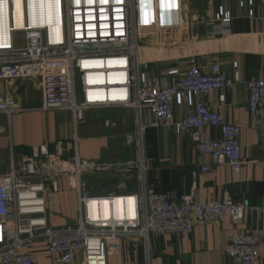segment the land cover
<instances>
[{"label":"built area","instance_id":"2783aa9c","mask_svg":"<svg viewBox=\"0 0 264 264\" xmlns=\"http://www.w3.org/2000/svg\"><path fill=\"white\" fill-rule=\"evenodd\" d=\"M15 1L23 4L25 14L21 32L12 27ZM257 2L264 5V0H244L238 6L248 8L251 16ZM166 5L161 13L172 16L174 26L179 27L183 0H167ZM136 6L135 0H0V81L37 78L41 111L68 112L75 124L88 111H130V142L135 149L131 161L89 162L79 159L74 139L73 143L57 142L53 152L46 145L35 147L30 158L18 165L11 160L8 172L0 175V264H37L30 250L37 243L44 244L53 264H73L78 254L82 264H107L121 243L131 239H136L128 242L133 249H142V264H151L152 239L189 237L194 223L218 222L224 217L236 227L246 211L264 215V199L258 207L247 200L234 202L228 195L201 204L193 195L157 194L148 183L151 161L145 154V135L160 127L172 129L177 137L188 135L199 154L208 156L213 165L228 166L234 175L246 162L241 158L240 128L205 101L211 93L239 83L238 64H232L234 74L228 78L218 62L200 65L190 58L183 71L168 68L158 78L151 77L150 63L140 47ZM214 22L218 25L207 33L209 40L228 33L231 17L217 14ZM159 29L165 27L161 24ZM17 33L22 46L16 45ZM244 86L249 117L258 120L264 147V73ZM178 96L192 97L193 109L175 121ZM224 101L220 95L219 104ZM20 112L12 99L0 96V116L9 119ZM207 130L218 131L219 138H210ZM208 171V166L200 167L201 174ZM114 173H134L137 193L93 196L86 192L85 176ZM191 174L198 173L193 170ZM63 178L76 193L78 216L74 224L53 228L47 220V206ZM102 203L110 205L108 212ZM259 235L235 232L225 249L229 263L254 264L264 258Z\"/></svg>","mask_w":264,"mask_h":264},{"label":"crops","instance_id":"0c3cea01","mask_svg":"<svg viewBox=\"0 0 264 264\" xmlns=\"http://www.w3.org/2000/svg\"><path fill=\"white\" fill-rule=\"evenodd\" d=\"M241 1L244 0H183L184 29L162 32L155 41L142 44L151 77L158 78L168 68L183 71L189 66L188 59L195 58L200 65L218 62L228 78L233 77L232 64L237 63L240 78L232 88L213 92L205 101L229 124L240 128L241 158L246 162L241 172L234 175L228 166L213 165L208 156L198 153L186 134L177 137L167 127L148 130L144 140L145 154L151 161L147 180L157 194L193 195L201 204L228 195L234 202L247 200L253 207L260 206L264 199V147L259 122L249 117L244 86L245 82L258 80L264 73V5L255 3L249 16L248 8H239ZM226 13L231 17L228 33L207 39V33L218 25L214 22L215 15ZM153 42L155 46H151ZM2 95L13 98L21 112L9 119L0 116V175L8 172L11 160L18 165L30 157L34 147L46 145L53 152L57 142L73 143L74 139L78 157L84 161L122 163L134 158L130 142L132 113L128 110L88 111L75 124L68 112L40 110L41 92L35 81H0ZM220 95L225 96L223 104L218 102ZM192 109V97H176L174 120H180ZM206 134L212 139L219 138L216 130H207ZM204 165L209 171L201 174L200 167ZM193 170L198 173L195 177L191 174ZM83 181L88 182L93 196L138 191L134 173L96 174L85 176ZM47 207L51 227L63 228L75 223L76 193L69 188L66 179L60 180L58 192ZM237 231L258 232L259 250L264 254V215L246 211L236 227L224 217L218 222L194 223L189 237L152 239L151 264H230L225 249ZM128 242L133 244L136 239L124 240L118 253L108 257L107 264H142V249L135 250ZM30 250L37 264H53L43 243L35 244ZM73 264H82L80 254ZM254 264H264V258Z\"/></svg>","mask_w":264,"mask_h":264},{"label":"rangeland","instance_id":"374dc122","mask_svg":"<svg viewBox=\"0 0 264 264\" xmlns=\"http://www.w3.org/2000/svg\"><path fill=\"white\" fill-rule=\"evenodd\" d=\"M135 1H136L137 6L134 9V12L138 17L137 26L139 25L138 31L142 37V38L140 37V39H141V42H140L141 46L140 47L142 48V50H143L142 44L144 45V42L155 41L157 36L159 34H161L162 32H166V31H170V30H172V31H178L179 30L180 31V30L184 29V21L182 22V24L179 27H176V26H174L176 23V20L174 21V18L172 16H171V18H169L168 16H165L161 13L163 10V7L167 9V5H166L167 0H135ZM14 6H16L15 7V9H16L15 13L16 14H15V21L14 22H15V25L17 27H20L21 26L20 4L17 3ZM155 19H157L156 23H155ZM182 20H184V17H182ZM161 24L163 25V27H165V29H163V30L159 29L161 27ZM14 38H15V42H16L17 46L23 45V39H22L21 35H19L17 33L14 35ZM151 46H155L154 42L152 43ZM151 46H149V47H151ZM149 72L150 71H148V73ZM32 81H35L36 83H38L37 78L32 80ZM18 82H21V80H18ZM3 83H7V82H3ZM2 97H7V96L2 95ZM8 98H10V97H8ZM10 99H12L16 103V101L13 98H10ZM41 107H42V94H41ZM40 110H41V108H40ZM54 111H57V110H54ZM105 111H112V110H105ZM132 147H133L134 154H135L134 146L132 145ZM31 152H32V150H31ZM28 158H30V157H28ZM83 182H84L86 192L88 194H90V188L88 189V185H87L88 182L87 183L85 181H83ZM115 184H118V182Z\"/></svg>","mask_w":264,"mask_h":264},{"label":"bare ground","instance_id":"6f19581e","mask_svg":"<svg viewBox=\"0 0 264 264\" xmlns=\"http://www.w3.org/2000/svg\"><path fill=\"white\" fill-rule=\"evenodd\" d=\"M17 3L20 4V11H21V26L20 27H17L15 25V22H14L15 21V14H16L15 13V11H16L15 7L16 6H14V5L17 4ZM33 10H35V9H32V11ZM24 19H25V14H24V9H23V4L20 1H15L14 3H12V17H11V20H12V27H14L17 30V32L23 31L24 26H25ZM41 26H44V23L43 22L41 23ZM102 204L104 205V209L106 208L107 209V212H108V209L110 208V205H109V208H108L107 205H105L104 203H102Z\"/></svg>","mask_w":264,"mask_h":264}]
</instances>
